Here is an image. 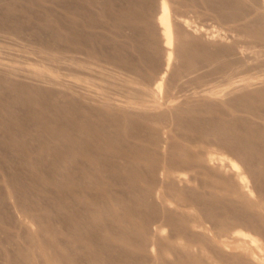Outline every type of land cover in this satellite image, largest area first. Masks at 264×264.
<instances>
[{"label":"rangeland","instance_id":"obj_1","mask_svg":"<svg viewBox=\"0 0 264 264\" xmlns=\"http://www.w3.org/2000/svg\"><path fill=\"white\" fill-rule=\"evenodd\" d=\"M168 3L161 110L160 0H0V264H264V7Z\"/></svg>","mask_w":264,"mask_h":264},{"label":"bare ground","instance_id":"obj_2","mask_svg":"<svg viewBox=\"0 0 264 264\" xmlns=\"http://www.w3.org/2000/svg\"><path fill=\"white\" fill-rule=\"evenodd\" d=\"M261 4L264 7V0H261ZM157 13L158 14L155 18V24L157 26L159 38L162 42V49H163L164 57L166 59V65L163 67V72H162L161 76L159 77V80L156 81L153 84V86L151 87L150 93L148 94V98L151 101V103L149 102L150 104H147V105L148 106L157 105L156 108H158V106L161 107V105L163 104V106H162L163 108H161V110H162V109H165L164 107H166V106H164L165 105L164 102H162L160 100V95H161L162 89L164 87L163 86L164 79L166 77L167 72L169 71V68H170V65L172 62V57L174 54L173 44H174V40H175L174 31H173V27H172L173 20H172L168 0H160V4H159V7L157 9ZM201 33H203V32H201ZM165 103H167V105L169 104V102H165ZM200 157H203V158H200V159H202L203 164L213 168L214 170H216L219 173H222L225 175L229 174L231 176L233 181L236 183L237 190H238L239 194H241V196L244 198L243 201H246L245 203H248V205H258V203H259L258 199H256V197L254 195V187L255 186L254 185L252 186L250 184L249 179L247 178V175L244 174V172L240 169L239 164L235 160H233L231 158L227 159L225 157H223V158L220 157V158H217L218 160L216 161V159L209 154H206L205 156H200ZM173 179L176 181L177 180L178 181H187L188 180L184 175H181V174L173 176ZM225 192H227V191H225ZM155 200H158V198L155 197ZM263 203H264V201L262 200L261 205ZM33 224H41V223L35 219H32L30 221H26L25 225H26V228L28 231L34 232ZM192 229L196 230V225H193ZM154 236L156 238H158L159 240L165 239L164 233L160 228L154 229ZM236 238H237V236H236ZM234 239H235V237H234ZM240 239H242V238H240ZM252 240L255 242L258 241V239H256V238H253ZM178 243L180 244V242H178ZM151 244H152V247L149 248L148 250H149L150 257L152 258L153 255L155 254L154 253V251H155L154 247L156 244L153 239H152ZM184 247H186V246H184ZM162 251H163V253H168L169 249L165 247L164 249H162ZM40 253L43 256H45V254H48L49 251H47V249L43 247V248H41ZM248 253H249V251H248ZM248 253L245 251L241 252V255H243L242 258L245 260H248L250 258L252 259V257ZM57 264H66V263L63 261V262H59ZM209 264H221V261L218 259H214L212 257H209Z\"/></svg>","mask_w":264,"mask_h":264}]
</instances>
